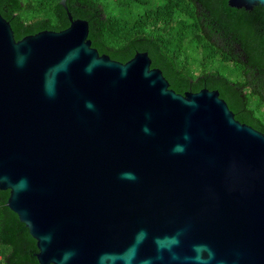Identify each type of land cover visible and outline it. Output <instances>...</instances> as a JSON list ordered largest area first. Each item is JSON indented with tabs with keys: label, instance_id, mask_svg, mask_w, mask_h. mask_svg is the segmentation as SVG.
Returning a JSON list of instances; mask_svg holds the SVG:
<instances>
[{
	"label": "water",
	"instance_id": "1",
	"mask_svg": "<svg viewBox=\"0 0 264 264\" xmlns=\"http://www.w3.org/2000/svg\"><path fill=\"white\" fill-rule=\"evenodd\" d=\"M62 5L19 40L0 11V189L39 264H264V132L148 51L100 54Z\"/></svg>",
	"mask_w": 264,
	"mask_h": 264
},
{
	"label": "trees",
	"instance_id": "2",
	"mask_svg": "<svg viewBox=\"0 0 264 264\" xmlns=\"http://www.w3.org/2000/svg\"><path fill=\"white\" fill-rule=\"evenodd\" d=\"M89 21L100 54L126 62L148 51L177 92L219 90L235 117L264 132V33L252 11L227 0H66ZM17 40L70 25L62 0H0ZM246 56L244 58L243 56ZM0 189V264H39L37 242Z\"/></svg>",
	"mask_w": 264,
	"mask_h": 264
},
{
	"label": "flooded vegetation",
	"instance_id": "3",
	"mask_svg": "<svg viewBox=\"0 0 264 264\" xmlns=\"http://www.w3.org/2000/svg\"><path fill=\"white\" fill-rule=\"evenodd\" d=\"M228 1V0H227ZM259 7V5H255L253 8H252V11H254L255 9H257ZM257 25L259 26H262V31H261V34L264 33V16L261 17L260 20H258V22H256ZM244 58H246V56L244 55L243 56Z\"/></svg>",
	"mask_w": 264,
	"mask_h": 264
},
{
	"label": "clouds",
	"instance_id": "4",
	"mask_svg": "<svg viewBox=\"0 0 264 264\" xmlns=\"http://www.w3.org/2000/svg\"><path fill=\"white\" fill-rule=\"evenodd\" d=\"M145 131H146V129H145ZM125 178H134V175L133 174H131V173H124V174H122ZM5 180L7 179L6 177L4 178ZM24 186V184H23V182H21V184L20 185H18L17 186V188H19V187H23Z\"/></svg>",
	"mask_w": 264,
	"mask_h": 264
}]
</instances>
